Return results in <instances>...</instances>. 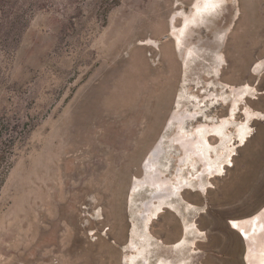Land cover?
<instances>
[{
    "label": "rangeland",
    "instance_id": "374dc122",
    "mask_svg": "<svg viewBox=\"0 0 264 264\" xmlns=\"http://www.w3.org/2000/svg\"><path fill=\"white\" fill-rule=\"evenodd\" d=\"M194 1L49 0L51 11L0 48V264L178 259L186 224L187 264H246L230 221L264 220V117L205 191L186 190L149 221L152 184L193 137L184 128L205 120L191 119L189 99L210 81L220 96L221 83L249 84L244 106L264 113V0H223L189 30L184 59L171 27ZM203 113L226 116L228 105ZM260 235L249 242L253 264Z\"/></svg>",
    "mask_w": 264,
    "mask_h": 264
},
{
    "label": "bare ground",
    "instance_id": "6f19581e",
    "mask_svg": "<svg viewBox=\"0 0 264 264\" xmlns=\"http://www.w3.org/2000/svg\"><path fill=\"white\" fill-rule=\"evenodd\" d=\"M222 2L223 0H210V2L209 0H195L192 3L191 12L184 13V15L181 17V26L177 27V25L175 24L172 25L171 29L172 37L174 39V45L179 52H183L184 59L188 54L184 51V45L185 38L189 30L194 27L200 26V23L206 17L216 14L219 9L218 4ZM145 43L155 46L154 43L156 42ZM210 73L214 77H218L220 74L219 68H216L215 66L210 67ZM221 84L223 89L229 92L228 95L222 94L220 96L214 90L209 89L208 87L212 88L214 86V81H210L206 85L207 87H204L202 89V96H194L193 98L189 99L192 105L190 111H194L191 116V119L196 120L199 117H204L205 120L203 122H199L191 129H187L186 127L184 128V134H193V137L190 140H183V142L181 141L180 143L177 142L180 148L177 163L174 167H172V165H169L166 169L164 168L165 177L163 176V182L160 181L161 179H159L160 182H158L157 179L155 181L157 183L152 184L154 185L155 190H159V193L154 196L156 200L152 204V214L149 218L150 223L153 219L158 217L161 212L164 211L166 208H173L174 201L179 200L182 196V193L186 190L193 189L196 191H205L209 187L211 179L221 175L225 170L226 166H230L233 164L234 155L237 149L236 143L239 146L244 145L251 137L252 127L250 125V121L256 117H264L263 112L254 111L250 107L244 106L246 100L251 97L253 93L252 88L249 84H242L237 86H232L228 83ZM180 101L181 99L179 97L175 107L179 106ZM209 103L227 104V115L215 118L207 115L205 116L203 113V108L206 107ZM240 112L244 114L245 120L238 123L236 122V120ZM181 119L183 118H180V121ZM181 122H183V120ZM232 128L236 130L235 133H232ZM211 138H216L218 143H213ZM152 182L154 181L152 180ZM149 207H146L147 210ZM230 222L231 226H233V228H235L237 232L241 235L243 240L246 241V255L244 261L246 260L245 262L247 264H250L253 261H257L255 258V260L253 259V261L247 260V258L249 257L248 255L250 253L249 242L251 241V238L258 233H261L259 238L261 244L264 242L261 239V236L264 235V220L261 219L259 213H257L256 216L248 217L245 220H231ZM192 227L193 226L191 224H186L184 228L185 237H183V241H181V243L179 244L176 243L175 245H173L177 252L175 253V255L180 256L178 259L160 257L155 261L154 264H187L188 261L184 257V254L185 250L190 247L189 236H191V234L195 232L194 228ZM152 241L153 240H149L148 244L153 245ZM251 247L255 249L253 246ZM256 251L254 253H257L256 255L258 257V262L255 263L264 264V245L263 247L258 248V250ZM147 252L148 251H146V253ZM192 252L195 253L194 250H192ZM150 256V253H148L147 255L145 254V256L140 259L142 264H151L148 262V258L150 259Z\"/></svg>",
    "mask_w": 264,
    "mask_h": 264
},
{
    "label": "trees",
    "instance_id": "16d2710c",
    "mask_svg": "<svg viewBox=\"0 0 264 264\" xmlns=\"http://www.w3.org/2000/svg\"><path fill=\"white\" fill-rule=\"evenodd\" d=\"M52 9L49 0H0V48L19 40L36 14Z\"/></svg>",
    "mask_w": 264,
    "mask_h": 264
},
{
    "label": "water",
    "instance_id": "95a60500",
    "mask_svg": "<svg viewBox=\"0 0 264 264\" xmlns=\"http://www.w3.org/2000/svg\"><path fill=\"white\" fill-rule=\"evenodd\" d=\"M231 223V222H230ZM231 228L233 229V230H235V231H237L235 228H233V226H231ZM243 242H244V247H245V249H244V253H243V257H244V259H245V255H246V241L245 240H243ZM246 261V260H245ZM247 264V263H246Z\"/></svg>",
    "mask_w": 264,
    "mask_h": 264
},
{
    "label": "snow or ice",
    "instance_id": "6c2138e0",
    "mask_svg": "<svg viewBox=\"0 0 264 264\" xmlns=\"http://www.w3.org/2000/svg\"><path fill=\"white\" fill-rule=\"evenodd\" d=\"M209 2H210V0H209Z\"/></svg>",
    "mask_w": 264,
    "mask_h": 264
}]
</instances>
